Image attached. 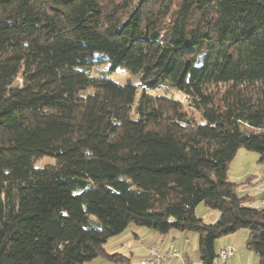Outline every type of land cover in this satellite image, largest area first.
<instances>
[{"label":"trees","instance_id":"trees-1","mask_svg":"<svg viewBox=\"0 0 264 264\" xmlns=\"http://www.w3.org/2000/svg\"><path fill=\"white\" fill-rule=\"evenodd\" d=\"M96 54L138 72L137 103L80 69ZM166 78L193 110L147 93ZM240 149L264 164V0H0V264L121 260L104 246L131 224L196 233L200 264L245 229L264 264Z\"/></svg>","mask_w":264,"mask_h":264},{"label":"rangeland","instance_id":"rangeland-1","mask_svg":"<svg viewBox=\"0 0 264 264\" xmlns=\"http://www.w3.org/2000/svg\"><path fill=\"white\" fill-rule=\"evenodd\" d=\"M102 57L103 56L101 54H96L94 57V59L96 60L95 63L86 67H81L80 69L84 70L91 78H108L119 85H125L129 83L135 86L137 90L135 103H137L139 95L142 91V86L138 78V72L126 63H120L114 69H110L109 61L100 60ZM175 84L176 81L174 78H166L158 81L156 87L147 89V93L153 96H161L179 101L183 104L185 110H191L192 108L189 105L187 94L180 91ZM131 118H136V114L134 111L131 112ZM49 164H53L51 159H43L37 163V166ZM228 167V178L235 184L243 183L247 178L253 177L249 186L245 188L240 187L237 189V192L240 196H244L246 194L251 197L252 195L256 196L260 191V187L264 186L262 185V183L264 184V164L259 162V155L257 153L240 149L236 153V156L230 162ZM259 183H261V185ZM257 203H259V201ZM195 213L196 216L198 218H201L204 223H213V221L215 220L214 218L217 215L216 211L209 210L203 204L197 206ZM90 219L95 222L97 221L93 217H90ZM138 229L148 228L131 224L122 233L110 238L108 240V243H106V247L110 250L123 247L122 251H113V253L123 252V254L127 256H125L126 258L130 257V252L126 249V244L127 242H130L134 247L140 246V243H138L137 240L133 238V234H136ZM247 237L248 231L242 229L237 231L236 233L217 238L214 241V244L215 247L225 245L226 247L231 246L236 250L238 256L234 259L233 264H257L258 256L253 251L246 248ZM168 238H172L171 240L174 243L172 245H175L174 248L176 247L175 250L179 253V257L175 258V260L179 262L177 264H200L197 244L198 237L196 233L172 231L169 233ZM186 239H188V243H185ZM178 244L181 246V248H178ZM160 248L164 250L167 249L168 246L165 248ZM130 258V260H132L131 264H140V262L142 261H140L141 257L137 252H135L134 255H132V257ZM172 260L173 259L166 261V264H170V261ZM114 263L121 264V262L119 261H115Z\"/></svg>","mask_w":264,"mask_h":264},{"label":"crops","instance_id":"crops-1","mask_svg":"<svg viewBox=\"0 0 264 264\" xmlns=\"http://www.w3.org/2000/svg\"><path fill=\"white\" fill-rule=\"evenodd\" d=\"M263 178H264V176H263ZM262 185H264V184L262 183ZM263 190H264V186H261L260 187V191L257 193L256 196H253V195H252V197L250 196L252 204L257 203L258 201L260 202ZM217 218H218V213H217V215H216V217L214 219L216 220ZM168 235L161 236V235L157 234L155 231H153L151 229H138L136 234H133V238H135L137 240V242L140 243V246L139 247H136V246L134 247V246L131 245L130 242H127V244H126L127 248L126 249L130 252V257H132V255H134V253L137 252L139 254V256L141 257L140 261L141 260H145L147 258V250H148V248H150V247H152L154 245H157V244L159 246H161L162 248H165V247L169 246V244H174L172 242V240H171L172 238H168ZM141 239H142V241H141ZM188 242H189L188 239H186L185 243H188ZM143 243H145V244H143ZM179 244H178V248H181V246ZM224 247H226V246L223 245V246L215 247V244H214V248L216 250V253H218ZM122 249H123V247L122 248H114L113 250H110L105 245V251H106L107 254H109V255L119 254V255H121L120 257H122V259L121 260H117V261L121 262V264H131L132 263L131 262L132 260H130L131 258L130 257L126 258L127 256L125 254H123V252H115V253H113V251H122ZM237 256H238V254L236 252L235 256L232 259H230L229 262H227L226 264H233L234 259ZM172 261H170L171 262L170 264L179 263L175 259H173ZM114 262H115V260H108V259H106V257H98V258H95L94 260H92L90 262L85 263V264H118V263H114ZM163 264H166V262H164ZM217 264H220L219 260H217Z\"/></svg>","mask_w":264,"mask_h":264},{"label":"built area","instance_id":"built-area-1","mask_svg":"<svg viewBox=\"0 0 264 264\" xmlns=\"http://www.w3.org/2000/svg\"><path fill=\"white\" fill-rule=\"evenodd\" d=\"M261 184V183H259ZM258 186V185H257ZM264 204V190L261 199V205ZM236 254V250L227 246L222 248L218 252V260L221 264H226L232 259ZM179 257V253L174 249L173 245L170 244L167 249L162 250L160 246L154 245L147 250V259L142 260L140 264H162L170 259H175Z\"/></svg>","mask_w":264,"mask_h":264}]
</instances>
